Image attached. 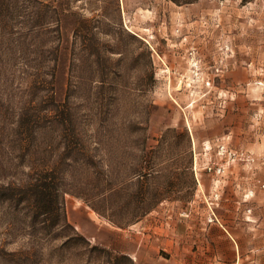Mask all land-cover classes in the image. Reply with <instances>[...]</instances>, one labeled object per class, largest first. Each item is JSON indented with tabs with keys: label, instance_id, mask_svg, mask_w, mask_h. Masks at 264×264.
Instances as JSON below:
<instances>
[{
	"label": "rangeland",
	"instance_id": "374dc122",
	"mask_svg": "<svg viewBox=\"0 0 264 264\" xmlns=\"http://www.w3.org/2000/svg\"><path fill=\"white\" fill-rule=\"evenodd\" d=\"M50 1L0 0V264L113 262L92 247L139 264L128 255L129 235L159 264L169 256L161 248L175 246L177 213L191 207L200 217L203 205L206 222L214 219L220 189L206 195L199 179L241 170L255 235V195L264 193V0ZM77 19L86 22L78 40ZM62 117L83 137L76 164L67 160L73 130L55 123ZM58 161L55 184L73 231L37 214L30 196ZM109 164L116 198L143 194L157 203L124 229L86 203L102 193Z\"/></svg>",
	"mask_w": 264,
	"mask_h": 264
},
{
	"label": "crops",
	"instance_id": "0c3cea01",
	"mask_svg": "<svg viewBox=\"0 0 264 264\" xmlns=\"http://www.w3.org/2000/svg\"><path fill=\"white\" fill-rule=\"evenodd\" d=\"M198 185L206 195L209 190L220 189V198L212 203L213 221L206 222L207 212L202 205L200 217L194 216V210L187 207L177 213L175 222V246L161 248L169 256H159V264H264V227L259 224L264 210V193L255 195L256 231L251 234L248 225V207L246 190L248 187L247 172L239 176L219 179H199ZM195 201H192L194 203ZM88 225L79 215L78 225ZM141 222L135 225V228ZM167 226V225H166ZM97 238H103L106 231L96 228L91 231ZM168 229L161 226L157 238L162 246H166ZM141 241V240H140ZM130 258L139 264H149L150 261L139 249L136 238L128 236Z\"/></svg>",
	"mask_w": 264,
	"mask_h": 264
},
{
	"label": "trees",
	"instance_id": "16d2710c",
	"mask_svg": "<svg viewBox=\"0 0 264 264\" xmlns=\"http://www.w3.org/2000/svg\"><path fill=\"white\" fill-rule=\"evenodd\" d=\"M169 1L176 6H182V5H188L193 4L199 0H166ZM245 1V0H243ZM55 2L54 0L50 1ZM87 2H91V0H87ZM49 9H51V5H46ZM52 16L45 17L44 19H40V26H43L46 24ZM103 19L110 22V19H108L106 16H103ZM86 22L82 19H77V21L74 24V33H75V39L80 38L81 32L84 31L86 28L85 26ZM79 33V34H78ZM57 125L60 126H68L71 130V143L67 147V153H68V159L73 164L77 163V158L74 157L76 152L79 150L76 149V146L79 145L84 147V141L83 137L78 134V132L74 129V121L69 117H62L61 119H57L55 122ZM184 135L186 136L187 133L185 132ZM74 140H76L74 142ZM99 142V141H98ZM100 143V142H99ZM145 146V142L143 143ZM85 158V157H84ZM84 158L82 160H84ZM110 160V158H109ZM90 162V159L88 157L85 158V161L82 162L83 165L86 167L88 166ZM108 162V159H107ZM92 163V162H91ZM107 172L104 177L101 179L102 188H101V194L97 197H93L91 201H87L86 203L88 206L104 221H106L109 225L118 228V229H124L125 227H128L134 223H137L141 217L148 214L157 203H151L147 197H145L143 194H141L138 197L133 196H125L121 199L116 198L115 196V188L116 185L114 183V178L112 175V170L110 169L111 165H106ZM60 169V161L55 163L52 167L49 168V171H47L44 174V177L39 180V182H36L32 186V189H30L31 194L34 198V209L37 214L44 215V216H50L52 217V222L55 227L57 228H68L73 231L72 225L68 223L65 213L62 208L61 203V195L64 193L62 189L59 188L58 184H55V180L57 179V175L59 174ZM109 169V170H108ZM150 176L149 173H144L139 176V178L144 179L146 177ZM130 179H128L125 182H129ZM142 189V187L140 188ZM53 197V201H52ZM161 202V201H157ZM134 212V213H133ZM70 237H66L64 244H68L70 242ZM80 240L84 244V248L87 250V247H89L87 241L84 238L80 237ZM92 250H99L106 254V256L112 258V263L110 264H121L122 261H127V264H134L131 259H129L125 255L120 254H114L110 251H107L106 249H98L95 247H92L88 251ZM109 262V261H108Z\"/></svg>",
	"mask_w": 264,
	"mask_h": 264
},
{
	"label": "built area",
	"instance_id": "2783aa9c",
	"mask_svg": "<svg viewBox=\"0 0 264 264\" xmlns=\"http://www.w3.org/2000/svg\"><path fill=\"white\" fill-rule=\"evenodd\" d=\"M218 153L220 155H224L226 153V148H225L224 145H219V147H218ZM220 171H221V167H218L217 168V172H220Z\"/></svg>",
	"mask_w": 264,
	"mask_h": 264
}]
</instances>
